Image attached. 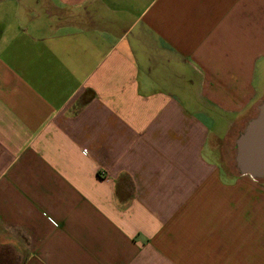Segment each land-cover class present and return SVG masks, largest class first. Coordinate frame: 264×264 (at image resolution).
Returning a JSON list of instances; mask_svg holds the SVG:
<instances>
[{
  "label": "crops",
  "instance_id": "0c3cea01",
  "mask_svg": "<svg viewBox=\"0 0 264 264\" xmlns=\"http://www.w3.org/2000/svg\"><path fill=\"white\" fill-rule=\"evenodd\" d=\"M263 100L264 0H0V264H264Z\"/></svg>",
  "mask_w": 264,
  "mask_h": 264
},
{
  "label": "water",
  "instance_id": "95a60500",
  "mask_svg": "<svg viewBox=\"0 0 264 264\" xmlns=\"http://www.w3.org/2000/svg\"><path fill=\"white\" fill-rule=\"evenodd\" d=\"M259 109V117L246 125L235 145L236 168L257 179L264 178V100Z\"/></svg>",
  "mask_w": 264,
  "mask_h": 264
},
{
  "label": "rangeland",
  "instance_id": "374dc122",
  "mask_svg": "<svg viewBox=\"0 0 264 264\" xmlns=\"http://www.w3.org/2000/svg\"><path fill=\"white\" fill-rule=\"evenodd\" d=\"M216 143V142H215ZM214 143V144H215ZM211 144V143H210ZM217 144V143H216ZM214 145V146H218L219 144H217V145ZM213 145V144H212ZM208 152H209V154H210V156L212 157V158H215V156H214V154H216V151L217 150H219L217 147H215V150L216 151H214V148L213 147H211L210 145H208ZM224 153H225V155L226 156H228L229 157V163L228 164H224V166H225V168H231L232 170H238L237 168H236V164H235V145H233V146H231V147H229V148H227V149H225V151H224ZM228 159V158H227Z\"/></svg>",
  "mask_w": 264,
  "mask_h": 264
}]
</instances>
